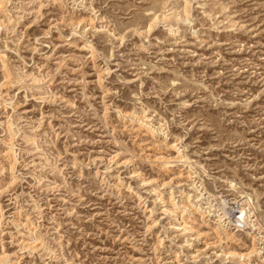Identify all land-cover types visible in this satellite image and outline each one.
<instances>
[{
    "label": "rangeland",
    "instance_id": "obj_1",
    "mask_svg": "<svg viewBox=\"0 0 264 264\" xmlns=\"http://www.w3.org/2000/svg\"><path fill=\"white\" fill-rule=\"evenodd\" d=\"M0 264H264V0H0Z\"/></svg>",
    "mask_w": 264,
    "mask_h": 264
},
{
    "label": "built area",
    "instance_id": "obj_2",
    "mask_svg": "<svg viewBox=\"0 0 264 264\" xmlns=\"http://www.w3.org/2000/svg\"><path fill=\"white\" fill-rule=\"evenodd\" d=\"M186 193L190 202H196L198 209L202 208L208 216L219 219V224L226 230L246 233L253 226L254 198L242 195L240 201L234 202L221 191L220 194L211 195L197 173L191 175Z\"/></svg>",
    "mask_w": 264,
    "mask_h": 264
},
{
    "label": "bare ground",
    "instance_id": "obj_3",
    "mask_svg": "<svg viewBox=\"0 0 264 264\" xmlns=\"http://www.w3.org/2000/svg\"><path fill=\"white\" fill-rule=\"evenodd\" d=\"M171 27V26H170ZM176 30H178V27H171V32H175ZM158 198H160V195L158 196ZM158 200V199H157ZM174 207H175V211H178L180 208L179 207H177V206H175L174 205ZM184 208H187V206H184ZM152 211H154V209H152ZM166 212H171L169 209H166ZM183 217H184V215H183ZM219 227H221L220 225H218ZM225 233V235H227V236H229L231 233L230 232H224ZM233 234V233H232Z\"/></svg>",
    "mask_w": 264,
    "mask_h": 264
}]
</instances>
